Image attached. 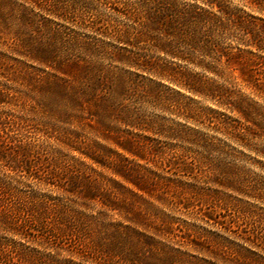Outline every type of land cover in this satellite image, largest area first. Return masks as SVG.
Listing matches in <instances>:
<instances>
[{
    "label": "rangeland",
    "instance_id": "374dc122",
    "mask_svg": "<svg viewBox=\"0 0 264 264\" xmlns=\"http://www.w3.org/2000/svg\"><path fill=\"white\" fill-rule=\"evenodd\" d=\"M29 1L0 0V117L14 121L6 128L15 130L10 135L18 133L22 143L68 163L72 172L54 166L52 174L43 161L39 179L22 177L16 187L22 196L63 205L82 223L58 242L32 230L30 237L0 233L1 239L56 264H264V158L217 131L214 116L243 122L235 110L182 86L185 74L196 75L264 109V0H223L243 24L231 23L220 42L231 59L222 56L214 72L160 54L158 63L173 68L160 78L101 56L103 70L133 82L119 94V106L103 113L76 106L67 93L82 56L59 64L40 49L29 51L45 62L23 53L72 36L118 49L124 45L104 34L106 20L125 19L99 9L92 31L88 22L46 16ZM179 2L209 9L201 0ZM203 140L220 149H205Z\"/></svg>",
    "mask_w": 264,
    "mask_h": 264
},
{
    "label": "trees",
    "instance_id": "16d2710c",
    "mask_svg": "<svg viewBox=\"0 0 264 264\" xmlns=\"http://www.w3.org/2000/svg\"><path fill=\"white\" fill-rule=\"evenodd\" d=\"M29 2L46 16L63 21L76 18L80 25L88 22L92 31H96V19L100 18L96 12L99 9L111 10L118 17L125 19V24L106 20L109 29L108 33H104L110 34L115 43L124 45L121 48L108 50L74 36L62 42V39H58L59 31L55 30L54 36H57V41L49 45L40 43L32 45L30 49H26V53H23L32 60L45 62L32 57L29 51L40 49L44 56H51L53 62L59 64L69 61L72 57L82 56V64L75 65L78 70L71 76L67 93L76 106L94 107L101 113L110 112L114 107H118L119 94L128 92L133 83L123 76L125 73L114 74L103 70L98 61L101 56L108 58L116 56L126 67L144 70L160 78L168 76L165 75L166 68L173 70L167 64L158 63L160 54L214 72L218 69L216 64L221 63L222 56L226 63L231 59V54L220 45L221 40L227 35L233 21L239 23L243 21V17L233 14L226 8L223 0H201L209 9L196 4L184 5L179 0H31ZM256 46L261 50L258 45ZM43 64L52 67L51 63ZM216 72L214 74L221 77ZM184 76L186 80L188 79L182 85L186 90L207 97L210 101L216 102L218 107L235 110L243 121L232 120L226 115L218 118L214 116L217 131L227 140L264 158V109L241 94L232 99L231 91L226 86L212 81H201L196 75H194L195 79H190L188 73ZM65 81L61 79V82L65 83ZM210 112L212 113L211 110ZM211 118L206 117V120L210 122ZM13 123L14 121L11 122L6 116L0 117V168H4L3 173H0V233L30 237L29 231L32 230L43 233L44 239L58 242L63 239L71 226L82 223L81 219L75 215L73 217L74 212L63 205L50 203V200L44 198L38 200L33 195L22 196L16 186L23 178L39 179L38 172L43 167V161H48L53 166L50 172L52 174L57 171L55 167L69 173L72 172V168L56 157L48 160L37 151L39 148L36 149L30 143H22L17 136L18 133L10 135L9 133L15 130L7 132L6 128L12 129ZM202 143L205 149H220L218 144H209L204 140ZM183 165L187 166L185 163ZM75 181L80 182L74 179ZM93 182L98 187L99 183L95 180ZM85 183L87 194L93 198L92 181L87 179ZM111 203L113 204V201ZM1 234L0 264H56L29 254L25 248L19 247H23L22 244L13 243L8 239L2 240L1 238L5 237Z\"/></svg>",
    "mask_w": 264,
    "mask_h": 264
}]
</instances>
